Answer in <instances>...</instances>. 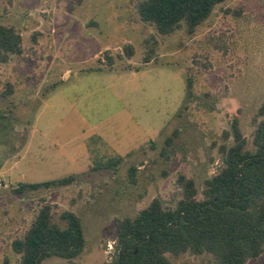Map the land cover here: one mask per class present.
Segmentation results:
<instances>
[{"label":"rangeland","instance_id":"1","mask_svg":"<svg viewBox=\"0 0 264 264\" xmlns=\"http://www.w3.org/2000/svg\"><path fill=\"white\" fill-rule=\"evenodd\" d=\"M137 1L0 0V24L21 36L20 51L0 61V264L19 263L11 242L45 204L60 224L61 211L77 214L85 246L70 262L51 256L42 264H104L118 220L153 198L174 206L179 173L202 196L221 145L232 142L224 132L233 117L253 149L264 99V0H224L192 34L182 26L168 35L139 18ZM114 156L122 158L114 169L91 168ZM69 175L66 185L13 190ZM168 257L214 264L207 253ZM247 264H264V251Z\"/></svg>","mask_w":264,"mask_h":264},{"label":"trees","instance_id":"2","mask_svg":"<svg viewBox=\"0 0 264 264\" xmlns=\"http://www.w3.org/2000/svg\"><path fill=\"white\" fill-rule=\"evenodd\" d=\"M224 0H138L139 18L154 26L158 33L168 35L185 27L192 34ZM21 36L13 27L0 24V61L20 51ZM127 55L130 45L124 46ZM109 64L111 63V57ZM150 57L146 55L144 61ZM187 76V94L190 88ZM253 149L245 147L238 119L233 117L225 137L230 144L220 147L221 164L204 180L202 196L197 197L194 180L179 173L176 183L181 196L174 206L164 207L158 198L140 209L134 216L118 220L114 255L104 264H172L168 255L183 253L211 256L214 264H247L264 251V99L253 119ZM165 138L168 145L172 137ZM114 156L92 165L93 170L112 168L121 161ZM137 167L130 165L128 175L135 181ZM73 175L43 182H19L15 192L40 187L66 185ZM63 224L53 220L51 207H40L24 234L12 240L11 246L19 255L18 264H42L51 256L69 262L85 246L80 218L70 210L59 214Z\"/></svg>","mask_w":264,"mask_h":264},{"label":"built area","instance_id":"3","mask_svg":"<svg viewBox=\"0 0 264 264\" xmlns=\"http://www.w3.org/2000/svg\"><path fill=\"white\" fill-rule=\"evenodd\" d=\"M6 186V183L3 181V179L0 177V187Z\"/></svg>","mask_w":264,"mask_h":264}]
</instances>
